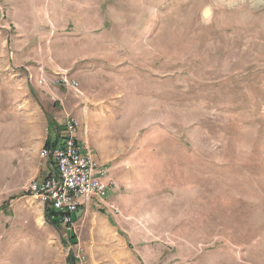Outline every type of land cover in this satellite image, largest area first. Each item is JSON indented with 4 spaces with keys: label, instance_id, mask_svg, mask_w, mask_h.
Returning a JSON list of instances; mask_svg holds the SVG:
<instances>
[{
    "label": "rangeland",
    "instance_id": "374dc122",
    "mask_svg": "<svg viewBox=\"0 0 264 264\" xmlns=\"http://www.w3.org/2000/svg\"><path fill=\"white\" fill-rule=\"evenodd\" d=\"M220 1L0 0V264H264V0ZM70 118L117 210L66 225L27 186Z\"/></svg>",
    "mask_w": 264,
    "mask_h": 264
},
{
    "label": "built area",
    "instance_id": "2783aa9c",
    "mask_svg": "<svg viewBox=\"0 0 264 264\" xmlns=\"http://www.w3.org/2000/svg\"><path fill=\"white\" fill-rule=\"evenodd\" d=\"M43 81V77L38 79V83ZM59 83L73 89L78 85L65 77H60ZM76 126V120L68 119L59 134V143L40 149V156L52 163L53 172L27 186V191L58 211L60 222L66 225L72 223L75 212L90 204L117 210L110 200L112 188L106 181L110 167L77 143Z\"/></svg>",
    "mask_w": 264,
    "mask_h": 264
},
{
    "label": "trees",
    "instance_id": "16d2710c",
    "mask_svg": "<svg viewBox=\"0 0 264 264\" xmlns=\"http://www.w3.org/2000/svg\"><path fill=\"white\" fill-rule=\"evenodd\" d=\"M47 121H48V124L52 123V118L49 115H47ZM58 136L59 135H57L56 138L54 139V141L52 142V140H50L49 134H47V136H46V138L44 140L43 146L46 147V148H52L55 145L56 140L58 139ZM49 208H50V210L48 208L47 209L49 210V214H50V216L52 218V221H54V222H58L59 221L60 222L59 212L56 211L55 209H53L50 206H49ZM74 217H75V214H74ZM73 261H74V259H73ZM73 264H74V262H73Z\"/></svg>",
    "mask_w": 264,
    "mask_h": 264
},
{
    "label": "crops",
    "instance_id": "0c3cea01",
    "mask_svg": "<svg viewBox=\"0 0 264 264\" xmlns=\"http://www.w3.org/2000/svg\"><path fill=\"white\" fill-rule=\"evenodd\" d=\"M50 116V115H49ZM51 117V116H50ZM52 118V117H51ZM65 126V123H64V125H63V127ZM63 127L61 126V128H59V131H58V133L60 134V132H61V130L63 129ZM53 141H54V139H53ZM52 141V142H53ZM76 141H77V143L78 144H80L81 146H82V144L80 143V141L78 140V138L76 137ZM56 143H59V136H58V139L56 140ZM56 143H55V145H56ZM44 144V143H43ZM83 148V147H82ZM53 172V170L52 169H48L47 170V174L43 177V178H45L46 176H48L50 173H52ZM43 178H41V179H38V180H42Z\"/></svg>",
    "mask_w": 264,
    "mask_h": 264
},
{
    "label": "bare ground",
    "instance_id": "6f19581e",
    "mask_svg": "<svg viewBox=\"0 0 264 264\" xmlns=\"http://www.w3.org/2000/svg\"><path fill=\"white\" fill-rule=\"evenodd\" d=\"M218 1H220V0H218ZM221 1H225V0H221ZM220 1V2H221ZM231 1V0H230ZM234 1V0H233ZM221 3H223V2H221ZM257 18V17H256ZM221 28V27H220ZM4 130V135H5V137H6V129H3ZM2 133V132H1ZM0 138H2V137H0Z\"/></svg>",
    "mask_w": 264,
    "mask_h": 264
}]
</instances>
